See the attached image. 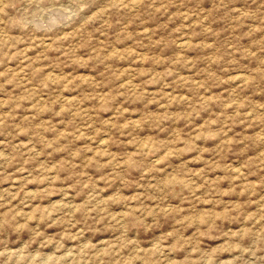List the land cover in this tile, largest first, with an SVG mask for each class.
<instances>
[{"label": "rangeland", "instance_id": "1", "mask_svg": "<svg viewBox=\"0 0 264 264\" xmlns=\"http://www.w3.org/2000/svg\"><path fill=\"white\" fill-rule=\"evenodd\" d=\"M0 264H264V0H0Z\"/></svg>", "mask_w": 264, "mask_h": 264}, {"label": "bare ground", "instance_id": "2", "mask_svg": "<svg viewBox=\"0 0 264 264\" xmlns=\"http://www.w3.org/2000/svg\"><path fill=\"white\" fill-rule=\"evenodd\" d=\"M62 9V8H61ZM46 16V15H45ZM42 19V18H41Z\"/></svg>", "mask_w": 264, "mask_h": 264}]
</instances>
